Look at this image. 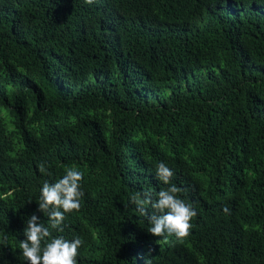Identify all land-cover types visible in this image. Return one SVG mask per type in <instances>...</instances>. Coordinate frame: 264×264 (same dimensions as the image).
I'll return each mask as SVG.
<instances>
[{
  "label": "trees",
  "instance_id": "trees-1",
  "mask_svg": "<svg viewBox=\"0 0 264 264\" xmlns=\"http://www.w3.org/2000/svg\"><path fill=\"white\" fill-rule=\"evenodd\" d=\"M160 162L197 212L183 241L130 202L168 187ZM71 167L84 196L52 235L83 239L77 264H264V0H0V264H27Z\"/></svg>",
  "mask_w": 264,
  "mask_h": 264
},
{
  "label": "clouds",
  "instance_id": "clouds-1",
  "mask_svg": "<svg viewBox=\"0 0 264 264\" xmlns=\"http://www.w3.org/2000/svg\"><path fill=\"white\" fill-rule=\"evenodd\" d=\"M92 5L94 0H85ZM41 173L51 175L42 163L39 166ZM173 171L160 162L156 168V177L168 186L160 190L157 198L153 199L151 192H136L130 197V202L136 205L141 216L148 218L151 227L148 232L155 237L175 236L183 241L190 235L191 221L197 216L193 206L178 197L182 189L171 183ZM83 173L75 167L67 168L62 178L55 183L47 180L43 183L38 203V211L47 214L48 226L33 214L27 219L24 228L25 239L20 241L19 248L27 264H77L79 249L83 246L82 238L65 239L63 235L53 236V230L63 233L65 230L66 214L79 212L80 200L84 192L80 188ZM149 208L152 214L149 216ZM225 214L229 209L224 207ZM251 227L258 230L257 225L251 222ZM250 223L248 222V225ZM0 244L7 246V237L0 240ZM150 255V253H149ZM138 264H151L144 253L138 251L131 255Z\"/></svg>",
  "mask_w": 264,
  "mask_h": 264
}]
</instances>
